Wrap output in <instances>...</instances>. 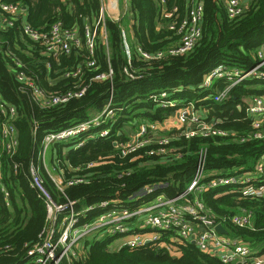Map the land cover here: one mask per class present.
Listing matches in <instances>:
<instances>
[{
  "label": "trees",
  "instance_id": "obj_1",
  "mask_svg": "<svg viewBox=\"0 0 264 264\" xmlns=\"http://www.w3.org/2000/svg\"><path fill=\"white\" fill-rule=\"evenodd\" d=\"M163 1L162 4L161 0H128L132 13L131 23L127 19L132 42L128 63L122 46L121 23L106 15L103 19L106 43L97 37L93 55L88 57L83 41L84 26L99 16L100 0H0V3L24 5L28 24L34 29L45 31L55 21L61 22L63 28L77 25L82 42L70 54L55 58L41 43L23 34L20 18L16 17L11 26L1 24L0 121L6 115L2 108L13 106L16 113L11 122L17 130L18 144L13 154L2 151L0 155V264H34L26 250L40 239L46 224V208L29 184L28 170L31 161L37 163L44 135L86 121L107 104L114 111L112 119L50 147L49 161L53 162L56 156L65 176L82 174L87 181L67 185L60 191L42 171L56 202L76 201L80 223L93 220L114 205L134 208L156 196H178L190 184L200 161L204 164L206 181L255 170L264 153V118L259 127H254L244 99L264 97V76L233 85L227 97L220 101L213 96L227 86L226 81L214 79L209 87L200 84L218 64L249 70L259 61L257 51L264 43V0H246L243 12L233 19L227 16L220 0H202V35L193 50L147 60L137 48L156 53L164 51L177 38L168 29V19L162 17V7L176 6L177 19L185 15L188 7L186 0ZM90 59L94 64L88 66ZM16 61L24 66L33 84L44 91L64 93L73 89L76 82L86 86V90L65 103L42 107L32 99L27 86L21 87L16 77L19 70ZM78 66L82 68L79 76L62 77L65 70ZM125 67L134 78L125 74ZM109 68L110 79H93ZM162 92L166 93L163 97ZM186 102L203 112L204 121L225 134L196 133L186 137L182 129L172 130L166 133L170 138L167 143L150 141L124 156L121 154L115 143L132 139L142 124L163 122ZM128 128L134 132L128 134ZM102 129L108 130V134L99 136ZM158 148L165 152L149 153ZM89 162L95 165L86 167ZM257 181L264 183V171ZM242 186V183L220 185L204 191L200 198L226 235L240 238L253 255H261L264 196L241 195ZM146 187H151V192L144 190ZM140 191L144 193L140 195ZM102 201L108 205L98 206ZM89 206L93 207L87 209ZM242 209L251 212L250 222L238 226L230 217ZM116 238L105 232L85 236L75 248L81 254L63 259L61 264H228L201 250L192 240L180 241L175 231H161L157 242L172 239L177 255L148 244L111 250L109 247Z\"/></svg>",
  "mask_w": 264,
  "mask_h": 264
},
{
  "label": "built area",
  "instance_id": "obj_2",
  "mask_svg": "<svg viewBox=\"0 0 264 264\" xmlns=\"http://www.w3.org/2000/svg\"><path fill=\"white\" fill-rule=\"evenodd\" d=\"M224 6L227 16L230 19L238 17L244 10L243 0H220ZM162 2H164L162 0ZM188 7L186 13L177 19L178 8L172 6L171 9L164 8L162 17L168 19V29L174 31L177 36L164 51L149 53L137 51L144 59H160L165 54H186L193 50L198 43L201 35V23L203 17L202 0H186ZM19 5L16 3H0V23L5 26L13 25L14 20L19 14ZM103 15L100 14L96 28L91 30L85 27L84 31V47L88 51V57L93 55L95 40L100 38L106 43L107 33L103 25ZM101 30H98V26ZM22 32L28 39L33 42H39L46 49L48 54L57 58L60 54H70L72 48L81 45L78 34L73 29L63 28L61 22H53L45 31L34 29L29 24L22 25ZM123 51L127 57L128 63L131 59V47L127 41L125 31L121 29ZM259 61L249 70H240L238 68H230L224 64L216 65L208 74L204 76L201 87H209L214 79H223L227 82V86L216 92L213 99L216 101L223 100L227 97L230 87L236 85L246 79L254 77H263L264 70V43L257 51ZM16 72V77L21 87L27 86L30 90L32 99L42 107L54 106L67 102L74 97H80L86 90V86L81 87L77 82L73 89L64 93L44 91L37 87L26 75L24 66L20 65ZM94 60L87 61V65H93ZM81 66L65 70L62 73L63 78L77 77L81 74ZM125 74L129 78L135 75L124 68ZM112 69L99 73L93 79L102 81L110 79ZM166 93L162 92L161 97ZM111 101V98L109 99ZM170 104H172L170 102ZM107 104L101 112L93 115L86 121L74 124L72 126L60 129L58 131L49 132L42 139L41 149L37 154V163L31 161L29 165V184L37 192L46 208L45 226L40 232V239L27 247L26 253L33 258L34 264H61L63 259H70L78 256L81 251H77L78 242L81 238L88 236L94 232H105L108 235L116 236L121 241L117 244V249L126 245L129 248H139L144 245H151L158 249H164L171 255H177L178 251L172 246V239L161 240V231H175L180 241L192 240L197 246L211 255L218 257L223 263L228 264H264L262 255H253L254 252L240 238L226 235L216 229L220 224L210 216L204 206L201 193L220 185L232 183H242L241 195L260 198L264 196V183L257 181L261 173L264 171V153L255 166L253 173L229 176H217L210 180H204V164L200 161L196 167L192 180L186 190L173 198H165L156 196L146 204L138 205L134 208L124 206H111L106 208L104 212L89 222L80 223L79 214L76 210L74 200L64 202H56L46 186L42 177V171L48 176L51 182L60 191H63L67 185L86 182L84 175L65 176L64 169L60 168L59 163L54 157L50 167L46 163V150L54 143L68 141L87 131L90 127L100 125L107 119H112L114 111ZM5 113V119L0 121V155L2 151L7 154H13L18 144L17 130L11 119L15 117V108L8 106L2 108ZM246 112L254 117V127H259L264 118V97H251L246 102ZM260 116L262 118H257ZM177 119L183 126H188L182 130L183 134L188 137L194 134H225L224 131L212 127L211 124L205 122L195 113L194 105L187 103L177 110ZM156 122L146 125H140L139 129L133 134L132 139L116 144L120 148L121 154L124 156L144 143L157 141L159 144L169 142L167 135L157 136L154 134ZM108 130L102 129L99 136H105ZM79 142L76 146L80 145ZM165 152L163 148L155 151L152 149L149 153ZM95 165V162H89L86 167ZM251 175V176H250ZM144 190L151 192V187ZM107 201L98 204L100 207H106ZM89 206L87 209L92 208ZM83 212V211H81ZM251 212L242 209L239 213H235L230 217L231 222L238 226H245L250 222ZM116 238V239H118ZM115 241V240H114Z\"/></svg>",
  "mask_w": 264,
  "mask_h": 264
},
{
  "label": "crops",
  "instance_id": "obj_3",
  "mask_svg": "<svg viewBox=\"0 0 264 264\" xmlns=\"http://www.w3.org/2000/svg\"><path fill=\"white\" fill-rule=\"evenodd\" d=\"M120 1H122V3H123V12L122 13L120 12ZM161 3L163 4L164 2H162V0H161ZM17 4L19 5V9H20L19 14L17 15V17L20 18L22 25L25 24V23L28 24V21H27V13L28 12H27L26 7L24 5H22L21 3H17ZM245 5H246V0H243V7L244 8H245ZM164 8H165V6L162 7V10ZM101 13H102L103 17L106 15L109 18H111L112 20H115V21H121V19L125 16V17H127V19H130V23H131L132 13H131V11L129 9L128 0H100V14ZM100 14H99V16H100ZM99 16H97L96 18H92L91 22L86 23V25L84 26V31H85V27H88L91 30L95 29L96 26H97L96 22H97ZM120 26H121V29H123L125 31L124 27L122 25H120ZM1 27H2V25L0 23V28ZM157 27L158 28L161 27V24H158ZM71 29L76 31V33L78 34V37L81 39V36L79 34L80 30H79L78 26L75 25V26L71 27ZM98 30L99 31L101 30V26L100 25L98 26ZM84 31H83V34H84ZM120 33H121V30H120ZM125 34H126V31H125ZM126 38H127V34H126ZM127 41H128V38H127ZM129 45H130V43H129ZM130 47H131V45H130ZM250 99L251 98L248 97V98L244 99V101L249 102ZM186 104H187V102L186 103H182L181 107H183V105H186ZM194 108H195V106H194ZM195 113L198 116H200L201 119L204 120L203 112H199V111L195 110ZM257 118L260 119L262 117L256 116V119ZM253 119H254V117H253ZM156 124H157L156 128H158V126H159L158 130L160 132L159 133L160 135H157V136H162V135L164 136V135H166V133H170V131H172V130H179V129H187L188 128L187 125L186 126L182 125V127H181V125L178 124L177 112L174 113L172 116L166 118L163 122H157ZM50 147H48V149H50ZM48 149L46 150V163L50 167H52L53 164H51L52 162L49 161L50 155L52 156L51 152L49 153V156H48V159H47ZM242 176H245V174L241 175V177ZM115 241L118 244L121 241V239L118 238V239H115ZM117 244H116L114 250L117 249ZM111 245H113V244H111Z\"/></svg>",
  "mask_w": 264,
  "mask_h": 264
},
{
  "label": "rangeland",
  "instance_id": "obj_4",
  "mask_svg": "<svg viewBox=\"0 0 264 264\" xmlns=\"http://www.w3.org/2000/svg\"><path fill=\"white\" fill-rule=\"evenodd\" d=\"M120 12L122 13L123 12V3H122V1H120ZM120 23H121V25L124 27V29H125V31H126V34H127V38H128V41H129V43H130V45H131V47H132V42H131V38H130V32H129V27H128V21H127V17H123L122 19H121V21H120ZM178 110V109H177ZM177 110L175 111V113L177 112ZM157 123V122H156ZM178 124L179 125H181V127H182V123H180L179 121H178ZM157 125V124H156ZM156 125H155V131H154V134L155 135H160L159 133V126H158V128H156ZM182 130H184V129H182ZM133 131V129H130V128H128L127 129V132H128V134H130L131 132ZM134 132V131H133ZM49 153H50V149H48V152H47V159H48V156H49ZM251 176V175H250ZM144 192L143 191H140V195H142ZM112 244L113 245H111L109 248L111 249V250H114L115 249V246H116V244H117V242L116 241H114V242H112ZM258 253V250H256V253L255 254H257ZM263 257H264V253H262L261 254Z\"/></svg>",
  "mask_w": 264,
  "mask_h": 264
},
{
  "label": "water",
  "instance_id": "obj_5",
  "mask_svg": "<svg viewBox=\"0 0 264 264\" xmlns=\"http://www.w3.org/2000/svg\"><path fill=\"white\" fill-rule=\"evenodd\" d=\"M216 229H217L219 232H221V233H225V229L223 228V226H222L221 224H218V225L216 226Z\"/></svg>",
  "mask_w": 264,
  "mask_h": 264
}]
</instances>
